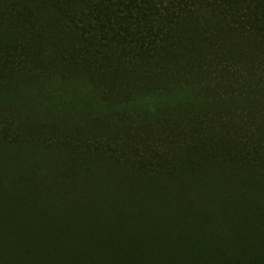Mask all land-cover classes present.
<instances>
[{
    "label": "trees",
    "instance_id": "obj_1",
    "mask_svg": "<svg viewBox=\"0 0 264 264\" xmlns=\"http://www.w3.org/2000/svg\"><path fill=\"white\" fill-rule=\"evenodd\" d=\"M263 66L264 0H0V264H264Z\"/></svg>",
    "mask_w": 264,
    "mask_h": 264
},
{
    "label": "rangeland",
    "instance_id": "obj_2",
    "mask_svg": "<svg viewBox=\"0 0 264 264\" xmlns=\"http://www.w3.org/2000/svg\"><path fill=\"white\" fill-rule=\"evenodd\" d=\"M237 63H239L237 61ZM241 75H237L236 72H234L232 75H230V79L236 80ZM243 77L246 81L256 83L259 82L260 78H264V66H263V72L258 73L255 72L253 69H248L243 72ZM7 86H16L15 81L12 83H9L7 81L1 82L0 81V91L1 90H12L13 89H6L3 87V85ZM28 86H31V84H27ZM244 87H239L238 90L242 89ZM13 88V87H12ZM17 88V87H16ZM83 88H87V86H84ZM11 91V92H12ZM13 91L12 93H14ZM214 98V97H212ZM257 106V108H264V101ZM36 115L41 116L43 119H45L44 122H40L41 124H44L46 128L55 126L56 128H63L67 129L68 131L72 132V134L81 132L83 135L88 136L94 132L103 131L106 132L109 136L116 138L119 134L124 132V129L127 128L130 125L129 120L130 117L127 116V114L123 112H118L117 114L115 112L109 114L100 113L94 110L89 109H77L73 111L71 114H68L69 116L65 117L60 115L59 113L51 112L49 109L45 107V105L39 106L36 108ZM6 113V112H4ZM13 112H7L8 115H11ZM148 114V113H147ZM145 115V114H143ZM15 116V115H14ZM53 116V117H52ZM147 116V115H145ZM52 117V118H48ZM149 118H153V116H150L148 114ZM41 124H37L38 127H41Z\"/></svg>",
    "mask_w": 264,
    "mask_h": 264
}]
</instances>
